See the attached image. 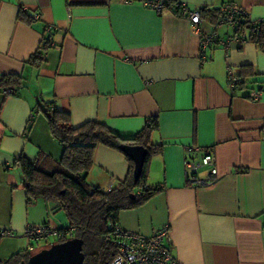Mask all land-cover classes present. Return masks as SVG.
I'll use <instances>...</instances> for the list:
<instances>
[{
    "label": "crops",
    "instance_id": "0c3cea01",
    "mask_svg": "<svg viewBox=\"0 0 264 264\" xmlns=\"http://www.w3.org/2000/svg\"><path fill=\"white\" fill-rule=\"evenodd\" d=\"M174 1L191 9L229 3L251 21L264 20V0ZM215 32L219 42L201 54L186 16L138 1L0 0V73L23 77L16 94L0 90V231L6 233L0 261L52 244L35 247L24 235L28 227L63 224L51 215L59 210L54 201L27 202L14 163L21 154L34 160L39 151L62 156L37 109L44 101L68 112L74 126L94 120L124 137L157 119L150 141L162 150L149 159L147 184L163 188L121 211L120 229L150 236L167 226L165 244L182 264H264V52L236 41L232 25L219 24ZM46 39L42 62L32 65L30 55ZM247 65L254 82L233 92L227 70L235 74ZM197 148L215 154L219 177L207 186L187 181L184 160L198 159ZM127 170L122 153L97 145L86 181L108 190Z\"/></svg>",
    "mask_w": 264,
    "mask_h": 264
},
{
    "label": "trees",
    "instance_id": "16d2710c",
    "mask_svg": "<svg viewBox=\"0 0 264 264\" xmlns=\"http://www.w3.org/2000/svg\"><path fill=\"white\" fill-rule=\"evenodd\" d=\"M168 3L171 5L175 1L169 0ZM221 6L198 9L203 21L212 24L214 30L223 19ZM24 17L25 12L20 10L19 18ZM31 21L32 18L27 17V22ZM231 25L234 35L240 42L253 43L264 52V20L251 21L241 10L235 14ZM48 44L49 41L46 39L41 47L30 55L28 61L32 65L38 66L42 62ZM235 76L239 82L232 90L233 92L244 89L247 83L254 82L249 81L253 73L248 65L242 66ZM22 84L21 75L0 73V90L5 91L11 87L16 94ZM259 88L264 90V85ZM37 109L45 116L50 134L62 146L63 153L59 160H54L40 151L34 160L27 159L23 154L14 159V163L21 172L27 202L29 203L35 197H45L54 201L55 209H62L68 221L67 226L54 228L59 234L55 242L77 237L82 240L84 255L82 264H108L116 251L117 245L113 236L120 228L119 213L142 205L163 188L161 184H147L149 159L162 150V144H154L150 141L151 133L158 127L157 119L150 118L138 133L131 137H124L94 120L74 126L69 113L59 110L50 102L39 101ZM32 122L31 115L28 127ZM122 144L139 145L147 150L137 181L133 180V162L120 148ZM97 145L122 153L128 162L126 176L108 190L90 185L86 181ZM30 254L29 251L22 250L7 260L0 261V264H17L21 259L26 260Z\"/></svg>",
    "mask_w": 264,
    "mask_h": 264
},
{
    "label": "built area",
    "instance_id": "2783aa9c",
    "mask_svg": "<svg viewBox=\"0 0 264 264\" xmlns=\"http://www.w3.org/2000/svg\"><path fill=\"white\" fill-rule=\"evenodd\" d=\"M125 3L138 1L142 6L153 9L157 13H162L166 10H171L176 14L186 16L189 20L193 31L199 35L200 51L203 54L211 45L218 43L219 39L215 30L207 31L203 26L198 9L188 8L185 4L175 2L169 5V0H122ZM242 9L233 4H224L221 6L222 20L220 24L231 25L235 14ZM38 19V15L34 16ZM48 29H51L48 27ZM231 38L222 41L223 46H229ZM236 41H239L238 38ZM239 82V79L229 69L227 70V84L231 90ZM7 94L15 93L13 88L5 90ZM258 93L251 91L250 99H255ZM200 156L198 159L187 157L184 160L185 172L187 181L192 186H207L218 180V170L216 166V158L211 148H202L199 150ZM205 173V176L200 174ZM169 229L164 226L150 236H143L137 233L117 229L113 238L116 241V251L108 264H182L176 260L170 249L165 244V239L168 236ZM6 234L0 231V237ZM25 237L29 242L47 241L50 236L57 237L59 234L54 228L48 225H38L28 227L24 232Z\"/></svg>",
    "mask_w": 264,
    "mask_h": 264
},
{
    "label": "water",
    "instance_id": "95a60500",
    "mask_svg": "<svg viewBox=\"0 0 264 264\" xmlns=\"http://www.w3.org/2000/svg\"><path fill=\"white\" fill-rule=\"evenodd\" d=\"M120 148L131 158L133 168V180L139 178L147 150L139 145H120ZM84 255L82 253V240L74 237L63 242L51 244L48 248L29 256L26 261L18 264H82Z\"/></svg>",
    "mask_w": 264,
    "mask_h": 264
},
{
    "label": "rangeland",
    "instance_id": "374dc122",
    "mask_svg": "<svg viewBox=\"0 0 264 264\" xmlns=\"http://www.w3.org/2000/svg\"><path fill=\"white\" fill-rule=\"evenodd\" d=\"M51 215H52V217H53L54 215H56V216H57V215L60 216L61 219H62V223H63L62 226H67V225H68V221H67L66 216H65V213H64V211H63L62 209H59V210L55 211V214L52 213ZM58 223L60 224L59 221H58ZM59 224H58V225H59ZM47 240H48L50 243H54V242H55L53 236H50ZM44 243H45V242H43V241H39V242L34 243V246H35V247H41V246L44 245ZM50 245H51V244L47 245L45 248H48ZM42 249H44V248H42ZM40 250H41V248H39V249H37V250H34L33 253H36V252H38V251H40Z\"/></svg>",
    "mask_w": 264,
    "mask_h": 264
},
{
    "label": "flooded vegetation",
    "instance_id": "af4514ba",
    "mask_svg": "<svg viewBox=\"0 0 264 264\" xmlns=\"http://www.w3.org/2000/svg\"><path fill=\"white\" fill-rule=\"evenodd\" d=\"M54 243H58V242H54ZM54 243H52V244H54ZM30 253H31L30 256L34 254L32 251H31ZM22 260H23V261H26L27 259H26V260H25V259H21L20 261H22ZM17 264H18V263H17Z\"/></svg>",
    "mask_w": 264,
    "mask_h": 264
}]
</instances>
